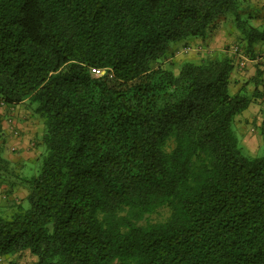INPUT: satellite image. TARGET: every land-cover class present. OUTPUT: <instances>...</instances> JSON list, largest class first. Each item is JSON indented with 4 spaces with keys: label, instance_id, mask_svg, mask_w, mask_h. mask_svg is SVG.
Returning <instances> with one entry per match:
<instances>
[{
    "label": "trees",
    "instance_id": "16d2710c",
    "mask_svg": "<svg viewBox=\"0 0 264 264\" xmlns=\"http://www.w3.org/2000/svg\"><path fill=\"white\" fill-rule=\"evenodd\" d=\"M248 3L0 0V105L43 124L37 175L0 156V185L29 203L0 216L6 264H264V155L234 129L260 97L264 144L263 79L232 77L264 55ZM220 20L235 53L172 62Z\"/></svg>",
    "mask_w": 264,
    "mask_h": 264
},
{
    "label": "rangeland",
    "instance_id": "374dc122",
    "mask_svg": "<svg viewBox=\"0 0 264 264\" xmlns=\"http://www.w3.org/2000/svg\"><path fill=\"white\" fill-rule=\"evenodd\" d=\"M231 28L232 27L228 20L227 21L220 20L218 28L215 29V32L213 33V35H211L208 38L206 43L191 42L187 45V47L178 46L177 54L175 58L172 60V62H174L175 65H178L186 60H190V61L200 60V58L206 55H211L212 53L218 52L217 50L219 49L227 51L236 48L237 40H235L234 37L235 33L234 30ZM246 63L247 62H245V65L241 67L240 62H238L236 66L238 67V69H240L239 71H241L242 73L251 74L252 71L250 70V68L246 69L247 68ZM233 79L237 80L238 78L234 77ZM248 87H249L248 92L252 94L254 91V85L252 84ZM232 90L234 92L238 91L237 83L232 85ZM259 101H261L260 97H254L252 101L254 105H252L251 108L248 109L247 111H244V114L238 116L234 125V129L240 141L243 154L252 159L260 158L264 155V144L262 145L259 136V126L262 120V113L260 110L261 102ZM26 103H27L26 106L28 108L29 103L28 102ZM3 114H5L7 117L4 106L0 105V119L3 116ZM16 132L17 134L14 133V135L16 137H20V132L19 133L18 131ZM12 148L13 146L10 145V142H8L3 135V138H0V156L4 159L6 154H9V157H13V155H15L16 153H14V151L11 150ZM15 160L16 159H14V161ZM14 167L16 174L21 176L31 177L33 175H37L39 162H30L27 163L24 167L22 166L18 167L17 165H14ZM6 191H8V189L6 187H3V185H0V216L2 217L7 216V214L11 212L13 203H17V204L22 203V206L24 208L29 207L28 200H26V198L23 197L24 196L23 192H21L20 195H16V196L13 195L11 197H8ZM169 215H170V210L167 208H163L160 209L158 212L154 213L153 215H151L149 221L152 223L161 222L166 220L169 217ZM7 261L8 260L6 259L0 258V264H6ZM33 262L34 259L28 255H25L22 260L23 264H32Z\"/></svg>",
    "mask_w": 264,
    "mask_h": 264
},
{
    "label": "crops",
    "instance_id": "0c3cea01",
    "mask_svg": "<svg viewBox=\"0 0 264 264\" xmlns=\"http://www.w3.org/2000/svg\"><path fill=\"white\" fill-rule=\"evenodd\" d=\"M248 1L249 3L247 5L250 6V9L256 16V18L253 20V25L264 28V0ZM191 42L203 43L201 40H189L187 44ZM217 51L225 52L222 49ZM256 53L260 54V56L264 54V44L259 43L256 45ZM246 62V69L250 68L252 71L251 74H244L239 71L240 69L235 68L232 73V77H237L241 80V82H255L256 79H263V83L262 85H259V88L263 87L264 73H262V70H264V55L262 56V60L260 62H255L251 59H247ZM260 72L263 75L259 76ZM26 105L27 103L23 102L19 105L4 108L7 117L5 114H3L1 117L4 138L10 142V145L13 146L11 150L16 153L13 155V157H9V154H6L5 158L11 161L12 165H17L18 167H24L30 162H37L40 154L42 153L41 137L43 132V124L41 120L33 116L32 111L27 108ZM252 105H254V103H252L248 109H250ZM16 131H18V133L20 132V137H16L14 135V133L17 134ZM14 159L16 160L14 161ZM3 187L8 188V186L5 185H3ZM21 192L24 193L23 197L26 198L27 191L21 186H15L11 196L20 195Z\"/></svg>",
    "mask_w": 264,
    "mask_h": 264
},
{
    "label": "built area",
    "instance_id": "2783aa9c",
    "mask_svg": "<svg viewBox=\"0 0 264 264\" xmlns=\"http://www.w3.org/2000/svg\"><path fill=\"white\" fill-rule=\"evenodd\" d=\"M187 50V49H186ZM185 50V51H186ZM237 51V48L233 49V52L235 53ZM239 62H240V66L243 67L245 65L246 59H244V57H240L239 58Z\"/></svg>",
    "mask_w": 264,
    "mask_h": 264
}]
</instances>
